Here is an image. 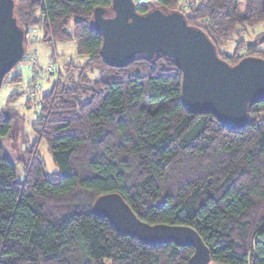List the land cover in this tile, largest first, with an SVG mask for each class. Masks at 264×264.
I'll list each match as a JSON object with an SVG mask.
<instances>
[{
  "label": "trees",
  "instance_id": "1",
  "mask_svg": "<svg viewBox=\"0 0 264 264\" xmlns=\"http://www.w3.org/2000/svg\"><path fill=\"white\" fill-rule=\"evenodd\" d=\"M134 2L140 13L182 11L230 64L246 55L264 57V27L244 37L264 24V0ZM111 5L15 0L18 24L27 30L24 57L29 29L40 25L43 40H75L88 60L70 63L66 79L59 74L41 98L39 138L60 173L46 172L34 145L25 179L17 180L3 141L17 116L0 111V264H193V246L147 243L97 215L95 200L112 191L149 223L193 227L212 264H264V100L250 106L244 126L229 127L213 112L184 106L182 73L168 55L108 64L93 14L101 6L110 15ZM235 39L231 54L222 49ZM11 70L3 83H20L21 73L8 79Z\"/></svg>",
  "mask_w": 264,
  "mask_h": 264
},
{
  "label": "water",
  "instance_id": "2",
  "mask_svg": "<svg viewBox=\"0 0 264 264\" xmlns=\"http://www.w3.org/2000/svg\"><path fill=\"white\" fill-rule=\"evenodd\" d=\"M94 25L102 34L101 53L108 64L126 66L140 54L171 57L182 73L181 98L191 112H213L226 126H244L250 106L264 100V57L246 55L230 64L202 27L190 25L179 10L156 7L140 13L134 0H112L111 14L98 6ZM15 16V0H0V88L4 76L25 56V36ZM93 211L121 233L147 243L173 240L191 245L193 264H209L211 252L200 234L184 224L149 223L119 192L100 195Z\"/></svg>",
  "mask_w": 264,
  "mask_h": 264
},
{
  "label": "rangeland",
  "instance_id": "3",
  "mask_svg": "<svg viewBox=\"0 0 264 264\" xmlns=\"http://www.w3.org/2000/svg\"><path fill=\"white\" fill-rule=\"evenodd\" d=\"M264 27V24L251 27L244 37L252 38ZM44 29L37 25L29 29L27 34V55L11 70L8 79L14 74L21 73L20 83L5 82L0 88V111L8 110L17 116L13 132L3 138L9 155L16 163L17 180L25 179V162L28 150L34 148L45 161V170L49 175L60 173L53 161L44 139L39 138L38 121L41 115L42 95L52 88L59 79H66L67 68L70 63L82 65L88 60V55L77 50L75 40L45 41ZM236 39L227 43L222 49L231 54L236 46ZM242 53L244 50L241 51ZM33 56V58H32ZM37 68V71L34 69ZM97 76L98 74L95 73ZM17 92V93H16ZM16 93L15 95H13ZM21 156V158L19 157ZM212 264V263H210Z\"/></svg>",
  "mask_w": 264,
  "mask_h": 264
},
{
  "label": "crops",
  "instance_id": "4",
  "mask_svg": "<svg viewBox=\"0 0 264 264\" xmlns=\"http://www.w3.org/2000/svg\"><path fill=\"white\" fill-rule=\"evenodd\" d=\"M261 30V29H260ZM259 48L263 49L264 50V44H260L259 45Z\"/></svg>",
  "mask_w": 264,
  "mask_h": 264
}]
</instances>
